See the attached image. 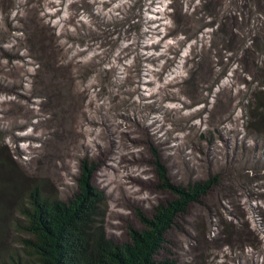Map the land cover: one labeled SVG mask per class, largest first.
Wrapping results in <instances>:
<instances>
[{"label":"rangeland","instance_id":"1","mask_svg":"<svg viewBox=\"0 0 264 264\" xmlns=\"http://www.w3.org/2000/svg\"><path fill=\"white\" fill-rule=\"evenodd\" d=\"M147 27L139 62L124 48ZM263 84L264 0H0V264L27 262L30 189L68 201L84 166L117 244L177 199L159 168L175 187L216 176L154 259L264 264V157L245 127Z\"/></svg>","mask_w":264,"mask_h":264},{"label":"trees","instance_id":"2","mask_svg":"<svg viewBox=\"0 0 264 264\" xmlns=\"http://www.w3.org/2000/svg\"><path fill=\"white\" fill-rule=\"evenodd\" d=\"M63 91L67 92L65 86ZM248 108L251 114L247 113L245 127L248 137L257 139L259 160L264 157V94L261 97L256 93ZM263 164L264 158L257 166ZM90 174L84 166L77 192L68 201L44 196L38 186L30 189L26 202L19 209L25 221L22 227L29 235L23 242L27 256L25 264H171L154 259L167 241L166 234L179 215L186 213L189 206L200 203L208 191L219 185L215 176L205 183L175 187L159 168L163 188L177 199L156 206L151 217L138 212L143 228H130L128 241L117 244L106 236L102 220L104 198L90 183Z\"/></svg>","mask_w":264,"mask_h":264},{"label":"bare ground","instance_id":"3","mask_svg":"<svg viewBox=\"0 0 264 264\" xmlns=\"http://www.w3.org/2000/svg\"><path fill=\"white\" fill-rule=\"evenodd\" d=\"M142 20V19H141ZM143 23V24H142ZM146 24H148V23H144V22H142V21H140V23H139V27H142V26H146ZM151 28L150 27H147V28H145V30L142 32V33H140L139 35H138V40L136 41V43L135 42H130L128 45H127V47H125L124 49H126V50H128L131 46H135L134 47V49H133V51H136V52H138L137 53V55H136V57H138V60H139V62H141L142 61V58H141V55H140V52L138 51V49H140V45H139V42L141 41V40H143L142 39V37L144 38V36H145V34L146 33H150L151 32ZM133 51H131V52H133ZM144 55H146V53H143ZM146 57H147V55H146ZM153 58V59H155L154 57H151V56H148V58ZM125 58H127V56H124L122 59H125ZM148 58H146V60L148 59ZM115 67V66H114ZM137 85H138V83L137 82H135L134 83V87L136 88H134V90H130V96H133V95H135V93H138V89H137ZM153 94V93H152ZM171 102H180L179 101V99H172L171 100ZM152 104V103H151ZM191 107V105L190 104H185L184 105V108H190ZM172 109H174V108H172ZM174 110H177L178 112H180V114L182 115V113H181V109H174ZM194 114H192V116H193ZM191 116V115H190ZM191 116V117H192ZM161 121L160 120H156L155 122H153V123H151L149 126H147V125H140L138 122V127L140 128V129H146V128H148V127H150V126H153L154 125V123H160ZM158 126V125H157ZM162 131L163 130V125H161V126H158L157 128H155V131L156 132H159V131ZM150 141L153 143V145H154V147H156V149H157V151H158V153L159 154H163L162 153V148H161V144L159 143V140L156 138V137H150Z\"/></svg>","mask_w":264,"mask_h":264}]
</instances>
